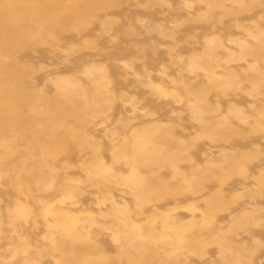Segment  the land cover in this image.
<instances>
[{
    "label": "rangeland",
    "instance_id": "rangeland-1",
    "mask_svg": "<svg viewBox=\"0 0 264 264\" xmlns=\"http://www.w3.org/2000/svg\"><path fill=\"white\" fill-rule=\"evenodd\" d=\"M0 264H264V0H0Z\"/></svg>",
    "mask_w": 264,
    "mask_h": 264
}]
</instances>
